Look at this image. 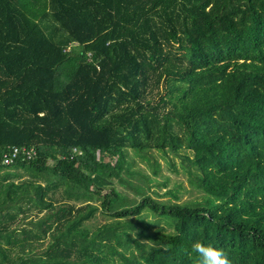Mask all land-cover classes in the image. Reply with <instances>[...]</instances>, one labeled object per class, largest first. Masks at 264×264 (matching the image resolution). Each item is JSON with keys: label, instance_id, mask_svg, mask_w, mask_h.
Returning <instances> with one entry per match:
<instances>
[{"label": "trees", "instance_id": "16d2710c", "mask_svg": "<svg viewBox=\"0 0 264 264\" xmlns=\"http://www.w3.org/2000/svg\"><path fill=\"white\" fill-rule=\"evenodd\" d=\"M100 2L0 0V163L36 150L0 165V264H264V0H112L95 35ZM156 155L200 198L159 202Z\"/></svg>", "mask_w": 264, "mask_h": 264}, {"label": "rangeland", "instance_id": "374dc122", "mask_svg": "<svg viewBox=\"0 0 264 264\" xmlns=\"http://www.w3.org/2000/svg\"><path fill=\"white\" fill-rule=\"evenodd\" d=\"M73 8L77 10V12L82 14V18L90 24H95L94 26V34H106V32L111 27L112 19L109 17H112V0H101V2L98 5H91L87 7H83L80 5H74ZM102 8L106 9L108 14L102 13ZM102 12H101V11ZM85 11V12H83ZM79 13V14H80ZM108 16V17H107ZM158 164H159V173L158 176L154 179L158 183H163L166 186H160L159 188L154 189V186H151L153 191H157L161 197L157 199L159 202H166L172 200L170 196H165L164 194L174 193L179 198L178 203H185L188 201H192L195 199H199L202 195L201 192L193 187H191L188 175L185 173L186 170L183 169L187 165L182 166V162L179 159L169 157V159L173 162L174 168L170 166H166V163L156 155ZM136 167L139 169L140 172H143L145 175H150L149 169L140 159H135ZM17 181V180H16ZM137 184L138 182H134ZM141 186L144 184L142 182H139ZM121 189V188H120ZM129 196H134L131 191H124ZM59 197V194H58ZM154 197V196H153ZM155 198V197H154ZM96 205H100V202H97ZM97 219H90L86 225H97L102 226L105 223H109L106 218H103L99 213H97Z\"/></svg>", "mask_w": 264, "mask_h": 264}, {"label": "clouds", "instance_id": "9594fccd", "mask_svg": "<svg viewBox=\"0 0 264 264\" xmlns=\"http://www.w3.org/2000/svg\"><path fill=\"white\" fill-rule=\"evenodd\" d=\"M192 251L199 256V264H231V260L223 249L205 245L200 241L192 244Z\"/></svg>", "mask_w": 264, "mask_h": 264}, {"label": "built area", "instance_id": "2783aa9c", "mask_svg": "<svg viewBox=\"0 0 264 264\" xmlns=\"http://www.w3.org/2000/svg\"><path fill=\"white\" fill-rule=\"evenodd\" d=\"M36 155V150L33 147L26 146H13L8 153L2 156V161L0 165H7L12 163L15 159L19 157H25L26 159H31Z\"/></svg>", "mask_w": 264, "mask_h": 264}]
</instances>
